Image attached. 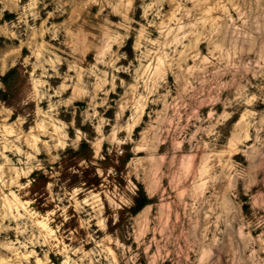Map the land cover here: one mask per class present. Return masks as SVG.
Masks as SVG:
<instances>
[{
  "label": "rangeland",
  "instance_id": "obj_1",
  "mask_svg": "<svg viewBox=\"0 0 264 264\" xmlns=\"http://www.w3.org/2000/svg\"><path fill=\"white\" fill-rule=\"evenodd\" d=\"M0 264H264V0H0Z\"/></svg>",
  "mask_w": 264,
  "mask_h": 264
},
{
  "label": "crops",
  "instance_id": "obj_2",
  "mask_svg": "<svg viewBox=\"0 0 264 264\" xmlns=\"http://www.w3.org/2000/svg\"><path fill=\"white\" fill-rule=\"evenodd\" d=\"M11 67L10 61L6 58L3 62H0V74L7 71Z\"/></svg>",
  "mask_w": 264,
  "mask_h": 264
},
{
  "label": "trees",
  "instance_id": "obj_3",
  "mask_svg": "<svg viewBox=\"0 0 264 264\" xmlns=\"http://www.w3.org/2000/svg\"><path fill=\"white\" fill-rule=\"evenodd\" d=\"M10 73V71H8L6 74H4L3 76H0V81L5 84L6 83V78L8 76V74Z\"/></svg>",
  "mask_w": 264,
  "mask_h": 264
}]
</instances>
